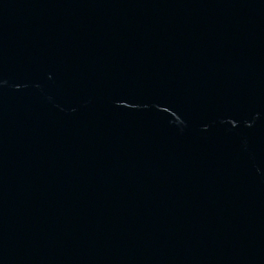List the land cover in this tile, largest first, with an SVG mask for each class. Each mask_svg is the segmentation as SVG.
Returning a JSON list of instances; mask_svg holds the SVG:
<instances>
[{"label":"water","instance_id":"1","mask_svg":"<svg viewBox=\"0 0 264 264\" xmlns=\"http://www.w3.org/2000/svg\"><path fill=\"white\" fill-rule=\"evenodd\" d=\"M0 264H264V0H0Z\"/></svg>","mask_w":264,"mask_h":264}]
</instances>
